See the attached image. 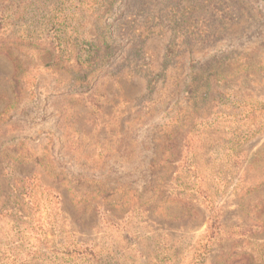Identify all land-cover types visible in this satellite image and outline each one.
Wrapping results in <instances>:
<instances>
[{
    "label": "rangeland",
    "instance_id": "374dc122",
    "mask_svg": "<svg viewBox=\"0 0 264 264\" xmlns=\"http://www.w3.org/2000/svg\"><path fill=\"white\" fill-rule=\"evenodd\" d=\"M0 264H264V0H0Z\"/></svg>",
    "mask_w": 264,
    "mask_h": 264
}]
</instances>
